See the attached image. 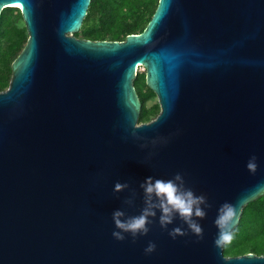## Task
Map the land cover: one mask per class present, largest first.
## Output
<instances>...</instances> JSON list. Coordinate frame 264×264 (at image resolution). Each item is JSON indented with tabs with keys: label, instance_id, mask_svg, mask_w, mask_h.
<instances>
[{
	"label": "water",
	"instance_id": "water-1",
	"mask_svg": "<svg viewBox=\"0 0 264 264\" xmlns=\"http://www.w3.org/2000/svg\"><path fill=\"white\" fill-rule=\"evenodd\" d=\"M90 2L0 0L29 34L0 90V264H264L214 243L221 204L236 206L234 230L264 194V0H159L123 41L75 35ZM140 66L161 106L146 122ZM176 172L208 199L203 239H173L183 222L158 217L147 235L115 239L113 210L139 214L141 181Z\"/></svg>",
	"mask_w": 264,
	"mask_h": 264
},
{
	"label": "trees",
	"instance_id": "trees-1",
	"mask_svg": "<svg viewBox=\"0 0 264 264\" xmlns=\"http://www.w3.org/2000/svg\"><path fill=\"white\" fill-rule=\"evenodd\" d=\"M159 0H91L82 27L75 35L90 40H125L128 35L143 32L154 16ZM29 34L22 11L6 7L0 14V90L10 85L13 63L28 42ZM135 85L142 102L140 121L155 118L161 111L157 97L147 84V72H138ZM231 243L224 246L227 256L248 252L264 254V194L248 202L233 230Z\"/></svg>",
	"mask_w": 264,
	"mask_h": 264
},
{
	"label": "clouds",
	"instance_id": "clouds-1",
	"mask_svg": "<svg viewBox=\"0 0 264 264\" xmlns=\"http://www.w3.org/2000/svg\"><path fill=\"white\" fill-rule=\"evenodd\" d=\"M144 147V145H141ZM246 167L254 172L258 167L257 157L250 156ZM130 188L127 181H117L113 191L119 192ZM143 191L144 206L139 214L128 215L123 208L114 209L112 220L114 229L112 236L117 240H125L126 234L133 240L145 236L150 231V225L158 217L161 228L168 229L179 219L183 224L175 225L168 229V234L176 239L177 236H184L191 232L199 239H203V226L199 222L207 215L210 207L208 199L203 194H197L191 187L187 186L183 173L176 172L172 177L164 179L148 176L140 183ZM135 191L125 200V204L134 203ZM237 216L236 206L225 201L217 209L214 223L217 226V236L214 241L217 247H223L231 243L233 239V225ZM186 225V227H184ZM156 243L149 241L144 249L146 254L156 250Z\"/></svg>",
	"mask_w": 264,
	"mask_h": 264
},
{
	"label": "rangeland",
	"instance_id": "rangeland-1",
	"mask_svg": "<svg viewBox=\"0 0 264 264\" xmlns=\"http://www.w3.org/2000/svg\"><path fill=\"white\" fill-rule=\"evenodd\" d=\"M140 71L145 72V71H146L145 66H140V67H139V72H140ZM157 102H159L158 97L151 99V100L149 101L148 104H149V105H152V104H155V103H157Z\"/></svg>",
	"mask_w": 264,
	"mask_h": 264
}]
</instances>
